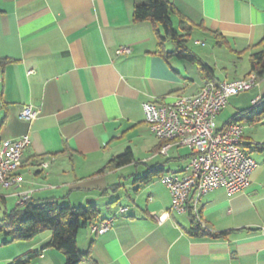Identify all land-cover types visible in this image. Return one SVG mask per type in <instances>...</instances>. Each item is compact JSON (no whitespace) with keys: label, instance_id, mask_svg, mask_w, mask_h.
Masks as SVG:
<instances>
[{"label":"crops","instance_id":"crops-1","mask_svg":"<svg viewBox=\"0 0 264 264\" xmlns=\"http://www.w3.org/2000/svg\"><path fill=\"white\" fill-rule=\"evenodd\" d=\"M172 2L174 27L180 34L192 27L187 47L213 69V80L251 73V56L264 44V0ZM134 5V0H0V133L3 139L31 135L18 169L22 182L16 188L0 185V203L15 208L26 192L32 201L96 204L102 219L115 216L114 224L100 234L82 228L78 245L98 264H264V116L245 122L243 132L244 147L257 162L251 185L236 194L219 188L197 200L191 195L189 206L200 219L189 210L174 211L161 175L182 173L191 150L173 146L160 154L163 143L146 122L143 103L195 94L209 76L199 63L173 54V40L161 49L159 24L135 21ZM195 34L210 41L211 49L196 52L190 45ZM217 46L228 53L218 56ZM120 47L131 51L119 53ZM245 55L249 66L229 77ZM25 105L40 109L37 118L19 117ZM128 149L130 163L105 168ZM156 167L159 173L147 176ZM123 206L128 210L119 213ZM194 222L211 234H192ZM223 232L227 235L217 237ZM51 236L46 230L30 240H12L0 231V264L40 250ZM65 260L61 251L47 248L29 264Z\"/></svg>","mask_w":264,"mask_h":264},{"label":"built area","instance_id":"built-area-1","mask_svg":"<svg viewBox=\"0 0 264 264\" xmlns=\"http://www.w3.org/2000/svg\"><path fill=\"white\" fill-rule=\"evenodd\" d=\"M130 51L128 47L118 49L119 53ZM260 81L261 78L253 72L241 79L220 83L207 81L197 93L181 94L172 103H143L146 122L163 143L159 149L160 154H168L173 146H187L191 150L182 173L161 175L172 196V209L177 213L188 211L191 195L197 200L219 188L225 189L229 194H236L251 185V176L257 162L243 146L245 126L235 122L223 129L218 128L217 116L232 96L255 88ZM39 113V108L25 105L20 110L19 117L32 121ZM30 143L29 133L16 139H3L0 133L1 186L16 188L20 185L22 176L18 169ZM43 166L47 167L48 162L43 163ZM29 198V193H22L19 204ZM127 210L128 207H120L119 213ZM193 210L200 219L198 209L194 206ZM114 221L115 216L105 218L92 225L91 230L97 234L105 233L113 226ZM202 227L206 226L202 224Z\"/></svg>","mask_w":264,"mask_h":264},{"label":"trees","instance_id":"trees-1","mask_svg":"<svg viewBox=\"0 0 264 264\" xmlns=\"http://www.w3.org/2000/svg\"><path fill=\"white\" fill-rule=\"evenodd\" d=\"M133 17L135 21H151L159 24L157 34L160 40L161 49L166 40L171 39L176 44L172 52L179 58L188 59L199 63L200 69L209 76V81L220 83L212 79L210 75L213 69L205 62H202L187 47L192 27H189L186 34H180L174 27L172 14L176 7L172 0H134ZM184 23V19L181 20ZM256 73L259 78H264V44L263 47L254 52L251 56V73ZM221 113V112H220ZM264 116V94L251 106L239 109L222 127L230 123H254ZM244 146V144H243ZM245 148V147H244ZM133 160V153L130 149L114 157L105 168L110 166H122ZM159 173L158 167L151 169L147 176ZM22 205L24 208L19 209ZM19 206L5 211V217L0 220V231L10 235L12 240H30L46 230L52 231L50 240L40 250H29L11 260L8 264H29L33 259L47 248H54L61 251L66 260L64 264H98L90 250L82 251L78 245V233L87 226L102 221L101 211L94 203L86 205H70L62 203L54 198L32 201L30 198ZM188 210L192 211L189 206ZM194 217L197 216L194 214ZM196 221V220H195ZM194 235H209L201 223L194 222L191 229ZM227 235V232L217 234V237Z\"/></svg>","mask_w":264,"mask_h":264},{"label":"rangeland","instance_id":"rangeland-1","mask_svg":"<svg viewBox=\"0 0 264 264\" xmlns=\"http://www.w3.org/2000/svg\"><path fill=\"white\" fill-rule=\"evenodd\" d=\"M176 26H177V21H176ZM196 37L197 38L200 37V40L202 41V43L200 45L194 44V39ZM194 39L191 40L190 45L196 52H201V49L204 46L206 48H208V50L211 49V44H209L210 41H205V39L202 36L195 34ZM203 40L205 41V43H203ZM168 45L171 46V42H169ZM214 53L218 54V56H219V53L225 54V53H228V50L226 48H220L217 46ZM235 56L236 55L234 54L232 57H234V59H235ZM235 64L237 65V67L236 68L231 67L229 70V73H228V76L231 78L239 76L243 72V67L245 65L249 66L248 56L245 55L244 57H241V59L238 60V62ZM263 90H264V79H262L260 84L258 86H256L255 88H253L249 91L242 92L238 95L232 96L229 99L227 106L218 115V118H217L218 125H222L224 122H226L238 109L251 106L252 105V99L256 97L257 93L263 92ZM245 124L246 123H244V126H246ZM181 149L184 151V150H188L190 148L185 146L184 148H181ZM19 202H20V199H19L18 203ZM12 206H15V205H11L10 207H12ZM18 208L22 209V208H24V206L20 205ZM5 211H6V207L0 203V220L5 217ZM18 245H20V244H17V246Z\"/></svg>","mask_w":264,"mask_h":264}]
</instances>
